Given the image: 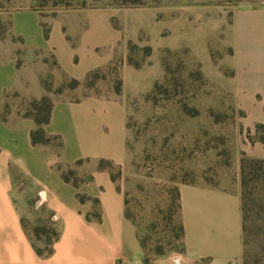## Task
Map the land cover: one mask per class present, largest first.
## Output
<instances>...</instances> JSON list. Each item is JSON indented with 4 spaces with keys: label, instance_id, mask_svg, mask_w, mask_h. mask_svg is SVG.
Returning <instances> with one entry per match:
<instances>
[{
    "label": "crops",
    "instance_id": "obj_1",
    "mask_svg": "<svg viewBox=\"0 0 264 264\" xmlns=\"http://www.w3.org/2000/svg\"><path fill=\"white\" fill-rule=\"evenodd\" d=\"M28 14L13 24L26 48L21 66L17 47H0V264H145L137 228L126 216L125 191L109 171L99 170L102 161L129 165L126 99L53 100L45 131L61 138L60 153L53 146H34L36 123L21 116L24 101L46 95L40 65H47V58L53 57L62 75L79 82L107 58L96 53L98 42L83 37L79 51L74 50L58 25L46 38L40 16ZM229 29L235 105L243 113L240 150L264 159V145L246 139L247 131L255 134L256 126L264 125V7L238 10ZM76 53L80 58L74 60ZM79 161L83 164L75 167ZM58 164L72 167L78 186L65 182ZM240 165L241 160L239 171ZM178 189L183 251L178 259L156 258L154 264H243L241 176L230 189L195 184ZM78 195L90 200L83 203ZM31 217L55 223L59 238L49 257L38 255L26 229Z\"/></svg>",
    "mask_w": 264,
    "mask_h": 264
},
{
    "label": "rangeland",
    "instance_id": "obj_2",
    "mask_svg": "<svg viewBox=\"0 0 264 264\" xmlns=\"http://www.w3.org/2000/svg\"><path fill=\"white\" fill-rule=\"evenodd\" d=\"M259 7L264 0H0V47H17V67L26 48L13 24L28 13L40 16L45 37L58 25L76 51L82 37L98 42L96 53L107 62L88 82L74 86L49 57L40 65L46 95L19 100L21 110L35 114L33 101L43 99H126L129 165L114 174L141 236L166 248L164 258L182 253L168 236L178 187L230 189L240 175L243 113L235 105L229 28L238 10ZM185 106L195 112L188 115ZM255 209L252 264H264V205ZM42 219L25 221L30 234Z\"/></svg>",
    "mask_w": 264,
    "mask_h": 264
},
{
    "label": "trees",
    "instance_id": "obj_3",
    "mask_svg": "<svg viewBox=\"0 0 264 264\" xmlns=\"http://www.w3.org/2000/svg\"><path fill=\"white\" fill-rule=\"evenodd\" d=\"M48 37L49 34L46 33V38ZM130 62L132 64L131 59ZM96 73L97 71L91 72L87 76V82ZM71 82L74 86H78L80 84L76 80H72ZM158 90H162V87L160 85H156L155 87V91ZM33 106L36 107L34 109L36 112L35 114L29 110L25 112L22 111L21 113V116L23 118L33 119L36 123V128L31 133L32 144L34 146H53L57 149V152L60 153L63 149L61 138L50 137L45 131V127L50 123L51 120L53 103L48 101L47 99H43L41 101L35 100L33 101ZM185 109L187 110L188 115H190L191 112H195L193 110H190L187 106H185ZM43 112H45L44 117L42 116ZM246 139L252 145H255L257 143H261L264 145V125H257L255 134L247 131ZM81 164H83V161L77 162L74 166L77 167ZM115 168L116 167L113 165V163L108 161H102L99 164V170L109 171L111 173L113 181L117 182L118 177L114 174ZM56 169L61 173V176L65 180V182L73 183L75 186H78L81 182L76 178V174L72 170V167H68L67 169H65L64 166L58 164L56 165ZM240 176L242 186L243 213V264H252V254L250 247L256 236V221L254 217L256 211L255 208L257 206V203L264 205V159L251 158L248 157L247 154L242 153ZM77 197L83 203L90 200L88 197L82 195H78ZM175 200L176 217L175 219L171 218V226L168 230V236L170 237V245L178 244L180 246L179 248H182L183 251L184 228L180 215L181 204L179 189L176 190ZM95 203H97V201H95ZM127 204L128 202L126 200V207ZM261 212L264 214V211ZM126 216L133 222V224L137 228V235L145 252V264H154V260L156 258H161L167 254L166 248L161 247L160 245L152 246L148 239H145L141 236L138 225L134 217L127 211V208ZM96 218L99 219V217ZM27 231L29 232L28 229ZM29 235L34 242V246L39 256L49 257L52 255L53 245L59 238V233L54 222L50 220L42 221L41 224L36 225L32 229L31 234L29 232ZM37 243H42L44 247L37 246Z\"/></svg>",
    "mask_w": 264,
    "mask_h": 264
}]
</instances>
